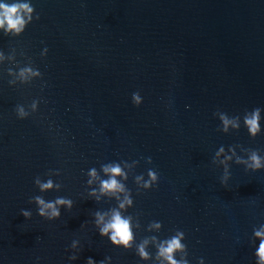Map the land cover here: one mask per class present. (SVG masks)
Here are the masks:
<instances>
[{
    "label": "water",
    "instance_id": "obj_1",
    "mask_svg": "<svg viewBox=\"0 0 264 264\" xmlns=\"http://www.w3.org/2000/svg\"><path fill=\"white\" fill-rule=\"evenodd\" d=\"M0 3L32 8L0 27V264H169L180 232L176 260L260 264L264 0ZM114 166L122 189L104 190ZM36 196L73 208L49 221ZM114 211L128 249L99 235Z\"/></svg>",
    "mask_w": 264,
    "mask_h": 264
},
{
    "label": "clouds",
    "instance_id": "obj_2",
    "mask_svg": "<svg viewBox=\"0 0 264 264\" xmlns=\"http://www.w3.org/2000/svg\"><path fill=\"white\" fill-rule=\"evenodd\" d=\"M22 12L24 13H31L32 8L29 6L28 3H0V27H3L6 23L8 25V29H15L17 32L21 31L22 26L24 25L25 21L22 16ZM38 18V17H37ZM31 19V17H29ZM137 101L139 100V97H136ZM136 106H139L137 104ZM21 115L23 116V110L21 109ZM259 119V109L257 108L255 110V114L251 119L246 120V124L249 126V130L255 134L258 131V121ZM228 121L225 120V124H227ZM151 159V158H149ZM251 163L247 165L248 168L252 169L253 172L259 171L261 169H264V163H262V158L257 155V150H253L252 155L249 157ZM239 162V161H238ZM105 172H111L113 174V177L110 178L107 181L102 182V189L104 190H115L117 188H121V185H118L116 179L114 178L115 175L120 174V167L114 166V167H106ZM59 174V173H57ZM92 175H95V170L92 171ZM149 176L152 178V180H155L157 177L156 171H150ZM37 184L40 185L41 190L43 189H50L53 187L52 180H48L46 183H40L39 180L36 181ZM224 186H227L225 183H221ZM148 187V184L145 185ZM57 188H60V184H56ZM35 201L38 205H40L38 209V215L40 217H46L47 220L52 221L59 219L61 216V212L57 205H64L67 207V209L70 211L73 208V201L70 198L66 197H57L54 200L45 202L44 199H42L39 196L34 197ZM121 207H123V204H121ZM51 210L50 213L46 210ZM21 215H23L26 219L31 217V213L29 211H26L25 209H21ZM98 220L97 224H99L101 221H103L104 217L99 215L97 213ZM109 233H111L109 235ZM99 235L104 237L106 236L109 242L114 246L123 245L125 249H128L131 247L130 241L132 239V233L129 228V221L128 219H124L121 217L120 213L118 211L113 212V216L109 222L104 224L102 228L99 229ZM185 234L184 232H180L177 237H173L165 243L167 244L166 247L163 245L160 247L159 255L163 256L167 261H169V264H188L187 260H176L173 258L172 253L174 250L177 249H183L186 247V245H181L180 243V237H183ZM255 235L257 237H262L259 243V247L256 251V255L259 257L260 264H264V227H262L259 231H255ZM139 253L141 257L147 258V254L144 252L143 246H139ZM69 259L76 260L78 259L77 256H70ZM200 264H204L203 259H200ZM86 264H97V262L92 259L91 257L87 258ZM98 264H104V261L101 260L98 262Z\"/></svg>",
    "mask_w": 264,
    "mask_h": 264
}]
</instances>
